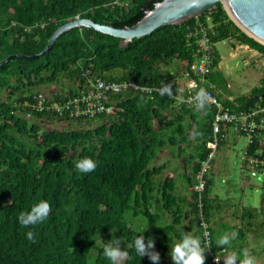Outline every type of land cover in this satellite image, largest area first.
Segmentation results:
<instances>
[{
	"label": "trees",
	"instance_id": "1",
	"mask_svg": "<svg viewBox=\"0 0 264 264\" xmlns=\"http://www.w3.org/2000/svg\"><path fill=\"white\" fill-rule=\"evenodd\" d=\"M153 6L154 0H0V60L12 53L40 52L53 31L76 15L122 27L133 25ZM202 28L213 44L232 38L264 55V45L244 33L229 18L222 3L217 2L215 9L201 17L158 27L150 34L133 38L124 48L118 37L77 27L60 35L37 57L12 59L0 66V264H111L103 254L104 244L98 243L110 235L111 240L113 236L120 239L121 247L128 252L122 264H154L148 256L140 257L135 251L134 239L140 235L145 242L154 239L153 250L161 256L158 264H168L166 256L171 251V242H179L182 234L190 233L192 227L195 230L191 234L203 242V226L196 214V192L191 190L192 198L185 209L183 197L174 193L173 174L160 182L156 175L163 166L149 165L162 147L182 150L181 145L189 144L192 137L194 152L183 160V166L190 164L187 182L191 184L209 150L206 143L212 132L213 105L207 104L203 110L173 106L177 115L166 122L163 110L169 108L172 99L133 90L115 95L117 112L113 116L98 114L90 119L60 120L55 114L31 111L24 105L32 102L40 87L62 79V88L53 87L45 93L53 98L75 94L78 91L75 85L82 83L83 73L117 82L132 80L140 85L171 84L178 89L176 74L162 71L160 64L173 59L193 62L196 39ZM213 54V70L204 80L193 73L191 77L197 80L198 88H209L214 93L206 83L214 79L220 61L214 49ZM259 93H264V75L249 96L221 99L220 94H214L223 103L239 109L264 105V95L254 101L250 99ZM30 111L31 116H27ZM54 120L67 123L68 128H44L38 123ZM155 120L165 126L156 125ZM71 122L87 125L94 122V126L72 127ZM193 131L197 133L194 137ZM164 134L168 138H163ZM256 147L258 139L245 147L248 163L249 156L260 154V147ZM85 157L97 164L94 171L86 174L75 168V162ZM252 166L260 170L262 207L264 165ZM212 185L213 178L206 176L203 211L211 231L212 248L234 251L235 256L242 258L248 235L243 226L235 227L236 238L230 245L216 244L220 228L211 223L222 206L217 203L218 195L211 194ZM41 200L51 205L48 218L23 227L18 221L19 214L30 211ZM258 210L243 207L236 217L247 220L251 227ZM162 211L171 215L170 222L142 231L131 224L133 217L142 216L156 225ZM182 218L187 225L182 224ZM177 225L184 229L177 231ZM225 225L232 227L228 222ZM29 231L35 234L34 241L27 239ZM91 249H95L93 255L89 254ZM205 255L206 264H212L207 251Z\"/></svg>",
	"mask_w": 264,
	"mask_h": 264
},
{
	"label": "rangeland",
	"instance_id": "2",
	"mask_svg": "<svg viewBox=\"0 0 264 264\" xmlns=\"http://www.w3.org/2000/svg\"><path fill=\"white\" fill-rule=\"evenodd\" d=\"M210 22V21H209ZM214 53L220 59L218 67L215 70L213 80H207V84L213 88L214 93L220 94L221 99H234L240 96H249L254 87L259 86L260 78L264 75V55L254 49L249 48L245 44H240L232 38H226L214 43ZM161 70L172 71L176 74V81L184 89L192 83L190 78L185 75L186 66L179 59H173L168 64L161 63ZM62 79L58 83L47 84L39 88L40 92H48L51 88L60 89L63 87ZM67 91V88L65 89ZM2 99L5 95H1ZM44 128H68V124L60 120L38 122ZM157 123V122H155ZM72 127L86 128L94 126V122L87 124H78L71 122ZM247 138L239 135L232 129L228 132L224 142L218 146L212 160L209 164L207 176L213 178L211 194H217L218 200L221 203L222 210L217 214L214 223L216 224L224 219L232 227L224 225L225 230L231 234L235 233V227L243 226L247 231V237L244 240L245 249L250 250L251 254L255 257L257 264H264V206L261 207L262 190L260 180V170L250 165L244 156ZM193 144L191 146L193 147ZM190 145V144H189ZM187 147L186 152L174 150V154L170 149H164L151 163V166L165 164L161 173L156 175V178L161 182L165 177L173 173L176 180V188L174 193L182 196V192L188 191L187 183L178 175L184 171L182 158L188 157L189 151L192 150L191 146ZM188 171L191 173L190 164L188 163ZM170 172V173H169ZM181 172V173H182ZM194 181V178H193ZM192 190V188H191ZM190 190V191H191ZM253 206L259 208L255 221L250 227L247 220L241 221L236 216L242 212L243 207ZM261 207V208H260ZM184 208L188 209L185 203ZM249 209V208H248ZM228 211V213H227ZM225 212V213H224ZM235 212L234 215H230ZM163 220L170 222L172 217L166 211L161 212V220L154 225L151 221L146 220L142 216L133 217L131 224L138 231L158 226L163 223ZM166 222V221H164ZM182 224L187 225V220L182 218ZM220 228V233L217 239L221 236L223 228ZM182 225H177L176 230H183ZM228 229V230H227ZM195 230L191 228V232ZM111 240V235L103 237L98 241L99 245L105 244ZM231 244V243H230ZM123 250V248L121 247ZM249 251V252H250ZM95 249L90 250V255H93ZM224 256L229 254L234 255V251L226 250ZM168 264H173L169 255L166 256Z\"/></svg>",
	"mask_w": 264,
	"mask_h": 264
},
{
	"label": "built area",
	"instance_id": "3",
	"mask_svg": "<svg viewBox=\"0 0 264 264\" xmlns=\"http://www.w3.org/2000/svg\"><path fill=\"white\" fill-rule=\"evenodd\" d=\"M80 17L76 15L75 18ZM43 25V24H42ZM197 36V32H195ZM197 49L194 54L193 62L190 64L185 61V75L190 78L192 82L187 89L179 86L178 89H173V97L170 98L178 107L181 106H195L197 101L194 96L198 88L197 80L191 77V73L199 75L201 80H204L205 75L213 70L214 44L205 28L201 29V35L196 39ZM187 64L189 65L187 68ZM90 74V71H86ZM82 83L77 82L75 88L78 89L76 95L65 98L63 95L58 98L49 96L48 93L39 92L33 96L32 102L25 103V106L30 107L31 111L44 112L55 114L60 120L67 117L71 119L78 118H94L98 114H105L113 116L116 114L117 99L116 94L126 91H135L142 93L159 94V89L162 86L140 85L132 80L113 81L106 80L101 76L86 75L83 73ZM180 85V84H179ZM206 89L210 96L208 104L215 107L211 122V137L206 143L209 149L204 159L200 161V167L195 172L192 189L196 192V214L199 218L200 224L203 226V233L207 232L208 236L204 237L202 245L207 251L212 264H224L222 256H224V249L215 250L211 246L209 232L206 228V221L203 211V191L206 183V176L208 174L209 164L212 160L219 142L225 136L224 131L228 127H234L241 133L247 136L248 141L252 142L254 137L260 140V154L249 156L250 165L261 163L264 165V105H256L246 108L234 109L230 105L221 103L216 94L209 88ZM60 94V93H58ZM167 96V95H165ZM168 97V96H167ZM169 98V97H168ZM27 112V116H31ZM264 172V170H263Z\"/></svg>",
	"mask_w": 264,
	"mask_h": 264
},
{
	"label": "water",
	"instance_id": "4",
	"mask_svg": "<svg viewBox=\"0 0 264 264\" xmlns=\"http://www.w3.org/2000/svg\"><path fill=\"white\" fill-rule=\"evenodd\" d=\"M151 1V0H149ZM221 2L229 18L248 36L264 45V0H154V6L145 10L143 16L130 26L115 27L102 24L84 16L70 19L58 26L49 37L45 47L32 55L12 53L0 60V66L12 59H32L44 53L63 33L72 28L87 27L120 38V46L126 47L133 38L150 34L158 27L201 17ZM259 93L251 100L261 98Z\"/></svg>",
	"mask_w": 264,
	"mask_h": 264
},
{
	"label": "clouds",
	"instance_id": "5",
	"mask_svg": "<svg viewBox=\"0 0 264 264\" xmlns=\"http://www.w3.org/2000/svg\"><path fill=\"white\" fill-rule=\"evenodd\" d=\"M159 94L162 97L167 95L169 98H172V85L164 84L159 89ZM194 98L197 101L195 104L197 110H203L210 100L209 94L206 89L203 88L196 91ZM196 134L197 133L193 131V137ZM96 167V162L88 157L75 162V168L80 173L84 174L94 171ZM50 212L51 205L47 201L41 200L34 204L30 211L21 212L18 216V221L23 227L27 228L44 222L48 218ZM26 235L28 240L34 241L35 234L32 231L27 232ZM203 235L207 237L208 233L204 232ZM235 238L236 233H224L216 240V244L218 247L228 246L231 240ZM134 247L136 253L140 257L148 256L154 264H158L161 259L160 253L153 250L155 248V241L152 238H149L147 242H145L144 236L140 235L134 239ZM170 247L171 251L169 255L173 264H206V251L202 246L201 239L189 232L183 233L179 242H171ZM103 254L111 261V264H122L128 257V252L121 249L120 239L115 238V236H113L112 240L104 244ZM223 262L224 264H257L255 257L247 249L243 251L242 258L229 254L225 256Z\"/></svg>",
	"mask_w": 264,
	"mask_h": 264
},
{
	"label": "crops",
	"instance_id": "6",
	"mask_svg": "<svg viewBox=\"0 0 264 264\" xmlns=\"http://www.w3.org/2000/svg\"><path fill=\"white\" fill-rule=\"evenodd\" d=\"M182 62H183V64H185V60H181ZM175 107L176 109L178 108V106L176 105V103H174L173 101H172V103H171V105L169 106V108H167V109H165V110H163V114L165 115L164 117H165V122L166 121H169L168 119H173L174 117H176V115H177V110L176 109H173V108H171V107ZM200 116H202V114H200ZM188 120H189V118H188ZM155 122H157V120H155ZM185 122H188L187 120H185ZM157 123H159V122H157ZM157 123H155L156 125H157ZM159 126H161V127H163V126H165V123H159ZM165 130L166 131H171V129L170 128H165ZM231 130V129H230ZM235 132V131H234ZM237 133V132H236ZM238 134V133H237ZM240 135V134H239ZM163 138H168L165 134L163 135ZM190 145L189 144H182L181 146H182V150H178V148L177 147H167V146H165V147H162L161 149H160V151H159V154L164 150V149H170V151H171V153L172 154H174V150L175 149H177L178 151H179V154H180V152H186L187 151V147H188V145L189 146H191V144L192 143H194L193 144V147L191 146V148H192V150L191 151H189V152H187L188 153V156L190 155V154H192L193 152H194V146H195V141L193 140V138L192 137H190ZM246 145H247V143H246ZM187 146V147H186ZM158 154V155H159ZM159 157V156H158ZM158 157H156V158H158ZM186 157H183L182 158V164H183V160L185 159ZM160 165H162L163 166V169H164V166H165V164L163 163V164H160ZM160 165H157V166H160ZM184 165V164H183ZM156 166V165H155ZM184 167V171L181 173H178V175L180 176V177H182V179L187 183V187H188V191L186 192V193H184V192H182V196H179V197H183V201H182V204H183V207H184V204L186 203L187 205H188V201H191V198H192V195H191V188H192V182H193V178H192V180H191V184L190 183H188L187 181H188V177H190V174L191 173H189V171H187L188 170V165H186V166H183ZM162 169V170H163ZM170 173V172H169ZM173 174V173H172ZM159 176V175H158ZM174 176V175H173ZM166 178V177H165ZM164 178V179H165ZM175 179V178H174ZM187 179V180H186ZM175 188H176V180H175ZM213 195V194H212ZM211 195V196H212ZM217 203H220L219 202V200H218V202ZM216 218L218 219L219 217L216 215V216H214V219H213V223L216 221ZM164 221H166V222H168V220H163V222ZM225 220L224 219H222V221L221 222H219L218 221V223L216 224V226H214V228H219L220 226H222V228H223V231H222V234L221 235H223L224 233H228L226 230H225V228H224V225H225Z\"/></svg>",
	"mask_w": 264,
	"mask_h": 264
},
{
	"label": "bare ground",
	"instance_id": "7",
	"mask_svg": "<svg viewBox=\"0 0 264 264\" xmlns=\"http://www.w3.org/2000/svg\"><path fill=\"white\" fill-rule=\"evenodd\" d=\"M78 93V91H76V93L75 94H71V95H68V96H66V95H64V96H66L65 98H68V97H70V96H73V95H76ZM146 94H150V95H153L152 93H146ZM216 97H217V95H216ZM217 99L220 101V99L217 97ZM221 103H223L222 101H220ZM223 104H225V103H223ZM209 105H211V104H209ZM185 107H190V108H196L195 106H185ZM230 129H232L233 131H235V132H238L239 134H241V135H244L243 133H241L240 131H238L237 129H235L234 127H228L225 131H224V133H225V136L223 137V139L221 140V141H223L225 138H226V136H227V134H228V132L230 131ZM246 138H247V136L246 135H244ZM256 139H258L257 137H254V140L252 141V142H249L248 141V138H247V145H251L252 143H254V141L256 140ZM220 141V142H221ZM258 141H259V143H260V140L258 139ZM220 142H219V144H218V146L220 145ZM246 145V146H247ZM218 146H217V148H218ZM257 149L259 148V147H256ZM217 150V149H216ZM245 153H247V152H245ZM248 159V158H247ZM249 160V159H248ZM264 173V172H263ZM194 176H195V173H194ZM195 178V177H194ZM205 218V217H204ZM205 221H206V219H205ZM206 228H207V230H208V232H209V236H210V241H211V246H212V238H211V231H210V228H209V224H208V222L206 221ZM203 231H204V229H203Z\"/></svg>",
	"mask_w": 264,
	"mask_h": 264
},
{
	"label": "flooded vegetation",
	"instance_id": "8",
	"mask_svg": "<svg viewBox=\"0 0 264 264\" xmlns=\"http://www.w3.org/2000/svg\"><path fill=\"white\" fill-rule=\"evenodd\" d=\"M150 2V1H149Z\"/></svg>",
	"mask_w": 264,
	"mask_h": 264
}]
</instances>
